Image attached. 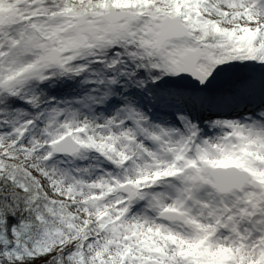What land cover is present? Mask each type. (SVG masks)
Masks as SVG:
<instances>
[{
    "label": "snow or ice",
    "instance_id": "1",
    "mask_svg": "<svg viewBox=\"0 0 264 264\" xmlns=\"http://www.w3.org/2000/svg\"><path fill=\"white\" fill-rule=\"evenodd\" d=\"M0 264H264V0H0Z\"/></svg>",
    "mask_w": 264,
    "mask_h": 264
}]
</instances>
